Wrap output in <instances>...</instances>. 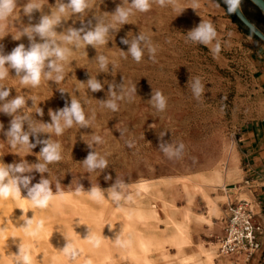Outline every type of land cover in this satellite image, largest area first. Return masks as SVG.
Instances as JSON below:
<instances>
[{
  "label": "rangeland",
  "instance_id": "1",
  "mask_svg": "<svg viewBox=\"0 0 264 264\" xmlns=\"http://www.w3.org/2000/svg\"><path fill=\"white\" fill-rule=\"evenodd\" d=\"M28 2L17 0L15 13L3 22L4 31L0 32V36H4L0 38V45L4 54L10 53L20 43L29 47L30 42L23 35V29L38 24L42 16H51L58 6V0H39L41 8L29 17L23 12ZM59 2L67 4L68 0ZM90 3L84 13L69 12L62 17L61 23L54 28L57 36L66 35L69 28L93 30L101 22H111L117 6H131V0H90ZM198 3L196 9L192 8L193 0H178L175 7H161L153 0L148 12L133 10L128 23L110 28L104 45H84L81 48L67 45L72 54L65 64L64 80L59 83L42 80L37 88L26 87L19 83L15 70L9 69L8 78L0 83L10 89L7 99L17 95L25 97V106L19 111L27 112L32 122L38 125L51 123L49 109H62L66 101L70 104L75 98L81 102L90 124L87 127L74 124L66 128L61 136L54 131L37 134L40 140L59 142L63 159L49 164L48 172L39 173L33 169L25 175L34 177L32 184L38 183L42 177L48 179L54 194L59 184V191L64 195H57L47 209L29 210L35 215L34 219L45 221L44 231L32 241L19 229L24 224L21 212L15 211L12 201H5L7 210H11V217L1 221L0 227H9L5 235H15L16 238L0 240V264H12L9 253L13 256L18 254L17 245L21 242L31 245L34 264H57L56 259L66 257L63 247L75 242L81 244V253H84L82 264H87L88 260L101 264L98 259L105 252L102 242L114 237L113 233L106 231L103 222L108 220L115 229H119L123 222L118 223L117 219H123L122 211L132 212L135 209L149 214L158 205L160 197L167 202V210L160 211L159 220L153 224L155 230L145 229L134 222L136 230L152 237L176 223L188 228L191 242L192 236L202 234L199 224L203 222L190 209L195 200L198 207L200 203L206 206L208 203L195 187L205 185L210 198L216 200L219 206L220 197L215 199L210 194L220 191L225 174L229 177L233 173L238 132L244 124L264 116V92L259 88L255 74L257 48L264 42L254 36L234 13L228 14L224 0H198ZM240 7L264 32V14L250 0H242ZM181 8L183 10L179 13L177 9ZM202 20L211 21L217 31L216 40L209 46L187 39L188 32ZM141 33L150 37L157 48L155 61L150 59L146 48L139 63L127 55L131 41ZM18 35L19 40L13 39ZM121 38L128 39L129 44H122ZM35 42L43 43V40L36 36ZM217 42L221 50L214 55L211 48ZM141 46L144 47V42ZM122 53L127 55L126 59ZM100 55L109 60L103 70L98 66ZM196 77L205 87L199 100L194 97L191 88V82ZM89 79L100 82L102 89L93 92L87 87ZM132 85L136 91L129 98L128 91ZM155 91L162 92L167 99V107L162 112L152 103ZM112 92L117 97H123L116 100L119 105L116 112L103 107L104 102L113 99ZM37 109H43V116L37 113ZM11 119L0 113V123L4 125L3 131H0V158L5 163L26 161L35 165L43 162L39 157L42 144L30 150L10 148L4 132L8 130ZM24 131H30L28 122L24 124ZM94 135L100 136L103 143H92ZM30 143H35V137L31 135ZM89 143H92L91 147ZM181 143L185 145L184 149L172 158L161 148L163 144L178 150ZM90 151L104 156L108 160L107 167L88 172L83 161ZM141 180L157 184L153 188L154 194L132 187ZM181 180L187 182L186 188ZM118 183L124 187L116 189L123 196L120 207L116 208L117 203L110 199L107 190ZM94 186L105 191L104 200L94 201L89 197L87 192ZM81 187L82 193L76 195V189ZM22 194L26 195L23 189ZM186 200L188 205L182 208L176 203L178 201L181 205L180 202ZM186 212L192 219L184 223L183 214ZM89 232L101 239L98 248L84 239ZM213 241L218 244V240ZM203 244L192 242V247L185 250L191 254ZM205 245L218 256L223 255L219 252V245ZM110 249L115 264H126L120 260V254L127 251L128 246H111ZM175 252L174 247L167 250L170 254Z\"/></svg>",
  "mask_w": 264,
  "mask_h": 264
},
{
  "label": "clouds",
  "instance_id": "2",
  "mask_svg": "<svg viewBox=\"0 0 264 264\" xmlns=\"http://www.w3.org/2000/svg\"><path fill=\"white\" fill-rule=\"evenodd\" d=\"M154 2L158 3L161 7L168 5L175 7L178 0H154ZM152 3L153 0H131L130 7H116L115 13L111 16V22H101L93 30H86L84 27L80 29L69 28L66 35L57 36L54 28L61 23L62 17L67 16L69 12L77 14L84 13L91 6L90 0H68L67 4L61 3L58 0V6L51 16H42L38 24L23 29V35H26L30 42L29 47L26 48L23 43H20L10 53L4 54L3 46L0 45V82L8 78L10 68L15 70L16 76L19 77V83L26 87L37 88L41 85L42 80H55L57 83L63 81L65 64L69 62V57L72 54V49L67 45H75L77 48H81L84 45H104L107 42L110 28H115L117 24L128 23L130 15L133 14V10L148 12L152 7ZM224 3L227 5L228 14H233L240 8L242 0H224ZM16 7L17 0H0V32L4 31L3 22L8 21L13 16ZM198 7V0H193L192 8L196 9ZM40 8L41 3L39 0H29L24 5L23 12L31 17V14ZM177 10L180 13L183 8ZM3 36H0V38H3ZM36 36L43 40V43H36ZM216 37L217 31L213 23L204 20L187 34L188 41L205 46L212 44L216 40ZM13 39L19 40L20 35L14 36ZM120 42L125 45L129 44V40L126 38H121ZM141 42H144V47L141 46ZM145 48L150 59L155 61L157 48L153 45L150 37L143 33L131 41L127 55H130L135 62L139 63L144 56ZM220 50L219 42L211 48L214 55L218 54ZM127 55L124 54L125 59ZM98 60L99 69H105L109 63L108 58L105 55H100ZM45 68H47V71H45ZM87 87L93 92L102 89L101 83L96 79H89ZM191 88L197 100L205 92L204 84L199 77L192 80ZM63 91L61 89V93ZM135 91L136 88L132 85L128 91L129 98H131V95ZM9 95L10 89L3 83H0V113L12 117L8 130L4 132V135L8 138V145L12 149L30 150L42 144L43 147L40 149L39 157L42 158L43 162L29 165L26 161L20 163H5L0 159V202H15L17 204L15 209H20L21 216L24 218V224L19 229L25 236L37 238L45 229V221L44 219H34L35 215L33 218H27V213L29 210L47 209L57 195L61 197L64 195L63 192L59 191V184H57V193L54 194L48 179L42 177L38 183L32 184L34 177L25 175V173H29L33 169L39 173L48 172L49 164L58 163L63 159L61 154L62 148L59 142L40 140L37 134L41 131H54L57 136H61L66 128H71L74 124L87 127L90 124V120L86 118L85 110L81 102L78 99L72 98L70 104L66 101L62 109L55 111L49 109L51 123L38 125L30 120L27 112L22 113L19 111L25 106V97L23 95H17L15 98L9 100L7 99ZM111 95L113 99L104 102L103 107L116 112L119 110V105L116 100L123 99V97H117L115 92H112ZM32 99L35 101L36 97L33 96ZM152 103L161 112L167 107V99L160 91L153 93ZM37 113L43 116V109H37ZM25 122H28L30 131H24ZM3 129L4 125L0 123V131H3ZM30 135L35 137V143H30ZM92 143L101 144L103 141L100 136L94 135ZM92 143H89V147L92 146ZM184 147L185 145L181 143L178 150H173L171 146L165 147L161 144L163 152L169 158L178 156L180 150L184 149ZM83 165L88 172H93L97 169L106 168L108 160L98 152L90 151L83 161ZM106 179H110V177H106ZM117 187L123 188L124 185L118 183L107 191L110 199L119 204L123 196L116 190ZM22 189L26 195H22ZM81 193L82 187L77 188L76 195H80ZM87 194L94 201H102L105 199V191L97 186L92 187ZM128 199L131 200V196ZM6 232V227H0V240L7 241L9 237L16 238L15 235L6 236ZM84 239L97 248L101 244V239L91 235L90 232L87 233ZM115 242L121 247H127L129 244L128 241H122L120 238L116 239ZM17 247L18 254L12 257V264H34L31 245H25L21 242ZM62 251L66 256L73 259L79 254L78 250L69 243L63 247ZM87 264H92V261L88 260Z\"/></svg>",
  "mask_w": 264,
  "mask_h": 264
},
{
  "label": "bare ground",
  "instance_id": "3",
  "mask_svg": "<svg viewBox=\"0 0 264 264\" xmlns=\"http://www.w3.org/2000/svg\"><path fill=\"white\" fill-rule=\"evenodd\" d=\"M1 159V158H0ZM183 187H187V182L181 180ZM157 184L151 183L149 180H141L137 184L132 185L133 188H137L145 193L154 194L153 188ZM198 194H200L208 203L209 211L208 216L197 214L195 215L203 223H211L213 216H220L221 210L217 205V201L210 198L208 190L205 185H197L195 187ZM24 195V194H22ZM158 205L154 207L151 213H146L141 210H133L132 212L122 211L123 219H117V222H123L122 226L119 229H115L111 222L104 221V227L108 233H113V239H104L102 242L103 247L105 248L104 255L98 259L101 264H115V258L110 253V247L119 245L116 244L115 240L118 238H123V241H128V250L120 254V260H123L126 264H227V256L231 255H221L218 256L214 251L205 248L203 245L197 246V251L194 253L188 254L186 252L187 247H192V242L189 239L188 228L183 224L172 223L168 229L158 235L154 234L152 237H148L144 232L138 231L135 229L134 222L140 223L145 229L152 231L155 230L154 223L159 220L160 211L167 210V202L162 198H158ZM9 203V202H8ZM13 207H17L15 202H11ZM5 201L0 202V222L4 220H9L11 215L7 210ZM120 203L115 207L119 208ZM15 211H20V209H15ZM22 214V213H21ZM33 213L28 212L27 218L32 217ZM24 219V218H23ZM192 216L189 212L183 214L184 223L190 221ZM126 221V222H125ZM111 225V226H109ZM9 228L7 226H3ZM16 233V232H15ZM45 234V232H44ZM151 236V235H150ZM33 238H31L32 241ZM34 242V240H33ZM63 246V243H62ZM73 247L78 250V256L73 259L66 256L60 260L56 259L57 264H82L85 257L81 249V244L75 242ZM174 247L176 249L175 253H167L168 248ZM12 258L13 254L9 253ZM83 256V257H82ZM46 259V256H45ZM218 259V263L216 262ZM34 260V259H33ZM94 264V260H91ZM12 262V261H11ZM9 264V263H8ZM42 264V263H41ZM47 264V263H44Z\"/></svg>",
  "mask_w": 264,
  "mask_h": 264
},
{
  "label": "crops",
  "instance_id": "4",
  "mask_svg": "<svg viewBox=\"0 0 264 264\" xmlns=\"http://www.w3.org/2000/svg\"><path fill=\"white\" fill-rule=\"evenodd\" d=\"M255 74L257 84L264 92V44L257 48ZM232 172L229 177L225 174V180L222 183V188L219 189L220 191L210 194L215 199L220 197L218 204L221 215L213 216L210 224L197 223L202 226L203 232L200 236H192V242L194 244L205 242L218 245L216 240L225 234L228 206L238 200H247L253 207L254 223L260 227V232L257 233L260 248L251 257L238 253L227 256V258L229 264H264V116L249 121L239 130L237 158L232 164ZM247 179H251L249 186L243 184ZM176 203L181 208L188 205L187 200L180 202L181 205L178 201ZM190 210L196 214L208 216L209 207L208 204L206 206L201 203L198 207L195 200ZM214 239L216 243L213 241ZM205 243L203 245L208 247Z\"/></svg>",
  "mask_w": 264,
  "mask_h": 264
},
{
  "label": "built area",
  "instance_id": "5",
  "mask_svg": "<svg viewBox=\"0 0 264 264\" xmlns=\"http://www.w3.org/2000/svg\"><path fill=\"white\" fill-rule=\"evenodd\" d=\"M251 184V179L243 183ZM228 219L223 237L218 239L219 252L223 255L238 253L251 257L260 248L257 233L260 227L254 223L252 204L247 200H238L227 208Z\"/></svg>",
  "mask_w": 264,
  "mask_h": 264
},
{
  "label": "water",
  "instance_id": "6",
  "mask_svg": "<svg viewBox=\"0 0 264 264\" xmlns=\"http://www.w3.org/2000/svg\"><path fill=\"white\" fill-rule=\"evenodd\" d=\"M263 14H264V0H250ZM240 22L248 29L250 32L264 42V32L261 31L243 12L241 7L234 13Z\"/></svg>",
  "mask_w": 264,
  "mask_h": 264
}]
</instances>
